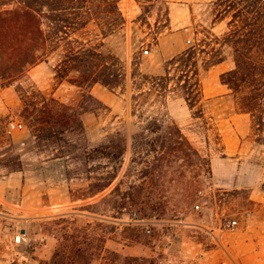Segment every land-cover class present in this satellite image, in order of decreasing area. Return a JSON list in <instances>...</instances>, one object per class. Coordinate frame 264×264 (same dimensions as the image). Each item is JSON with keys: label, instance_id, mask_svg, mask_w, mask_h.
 <instances>
[{"label": "rangeland", "instance_id": "obj_1", "mask_svg": "<svg viewBox=\"0 0 264 264\" xmlns=\"http://www.w3.org/2000/svg\"><path fill=\"white\" fill-rule=\"evenodd\" d=\"M228 3L122 0L126 24L120 33L106 38V48L125 63L123 88L113 90L101 83L87 88L73 83L71 77L60 78L55 65L62 49L14 84L0 82V264H59L54 255L60 246L68 255L81 254L73 264H218L229 260L233 244L242 246L240 252L245 256L264 259V203L252 198L250 189L216 186L212 165L209 171L201 170L192 154L186 160L177 159L168 175L158 180L141 178L146 165L137 152L132 161L134 136L140 144L154 139L158 132H152L149 125L159 118L176 122L210 162L212 155H223L231 158L233 166L245 162L244 166L257 164L264 170V102L254 111L243 112L240 101L254 88L236 93L221 79L239 56L235 44L239 42L237 47L243 51L246 44L237 27L230 25ZM95 32L97 27L92 25L91 34ZM190 46L197 50V77L202 88L193 108L176 85V66L167 91L158 79L157 89L149 91L152 83L144 77L159 75L168 59ZM214 54L225 61L207 66L206 58ZM247 56L257 60L262 54L253 47ZM34 85L76 112L82 110L85 92L100 100L91 101L92 109L82 114L92 147L106 143L110 133L127 134L128 150L120 173L106 190L82 198L88 180L82 159L85 137L79 129L69 144L62 145L40 144L26 123L11 129L12 120L24 121L17 110L22 103L20 94ZM138 86L147 91L134 102V94L140 93ZM10 95L18 99L14 107L5 101H10ZM95 156L90 161L93 176L104 162L99 153ZM121 181L123 189L143 184L148 190L161 191L151 202L154 209L144 212L139 205H132L121 213L110 209L101 215L84 207L98 202ZM107 206L100 204L98 209ZM64 216L69 220L59 221ZM136 217L152 219L153 232L148 233ZM234 219L238 227L231 230L227 224ZM71 260L68 256L63 264H72Z\"/></svg>", "mask_w": 264, "mask_h": 264}, {"label": "trees", "instance_id": "obj_2", "mask_svg": "<svg viewBox=\"0 0 264 264\" xmlns=\"http://www.w3.org/2000/svg\"><path fill=\"white\" fill-rule=\"evenodd\" d=\"M121 1L0 0V82L6 81L8 86L14 84L15 81L27 76L32 67L49 61L58 49H62L61 58L55 65V72L60 78L71 77L73 83L87 88L96 83L113 90L123 88L127 79L125 63L117 53L106 48V38L120 33L126 24ZM228 2L226 11L232 12L230 25L237 27L236 32L246 44L244 51L237 47L239 42L235 44L234 50L239 56L234 59L233 68L224 72L221 79L236 93L254 88L252 94L245 95L240 101L242 111L250 112L264 102V0ZM92 25L97 27L94 34H91ZM242 39L241 41H244ZM253 47L260 49L262 54L260 59L254 60L247 56ZM196 54L197 50L190 46L168 59L159 75H145L144 77L152 83L149 91L157 89L156 85L159 84L157 79L162 80L161 88L167 91L168 80L172 77V67L176 66L179 72L176 85L180 87L193 108L202 94L200 80L197 77ZM224 61L225 58H219L214 54L206 58L205 62L207 66H213ZM135 72L136 67L134 74ZM72 74L77 76H71ZM138 89L140 93L134 94V102H138L139 96L147 91L142 86H138ZM23 92L20 94L22 103L17 107L18 114L24 119L23 123L34 132L40 144L43 142L52 145H62L63 142L69 144L72 140L71 135L78 129L85 137L82 159L86 165L88 186L82 198L93 197L110 187L120 173L128 150L127 134L116 131L108 135L106 143L96 147L89 144L82 114L92 109L91 101L101 103L100 100L87 91L84 94L86 100L81 104L82 110L76 112L71 105L54 96H48L37 85ZM262 119L263 116L260 121ZM149 126L152 127V132H158L154 139H144L140 144L134 136L132 161L136 160L137 152L143 160L142 163L146 165L142 169L141 178L158 180L167 176L177 159L186 160L191 154L199 161L201 170L211 169L210 159L192 145L176 122L166 123L155 118L150 121ZM138 145L142 148H137ZM95 154L104 162L101 170L93 176L90 161L96 157ZM151 156L153 160H150ZM122 185L123 181L98 202L86 204L84 207L101 215L111 210L121 213L132 205H139L144 212L150 208L154 209L155 204L151 202L161 191L148 190L143 184L129 185L126 189H123ZM100 204L108 206L100 210L98 209ZM67 220L68 216H64L59 221ZM70 255L67 254L65 247L60 246L55 252L54 260L59 264L67 263L66 259L69 256L73 264L75 257L81 254L74 252ZM138 259L128 257V260Z\"/></svg>", "mask_w": 264, "mask_h": 264}, {"label": "crops", "instance_id": "obj_3", "mask_svg": "<svg viewBox=\"0 0 264 264\" xmlns=\"http://www.w3.org/2000/svg\"><path fill=\"white\" fill-rule=\"evenodd\" d=\"M10 101L6 99L10 107H14L18 104L16 96H9ZM2 100L0 96V101ZM228 156H211V165L213 172V179L216 186L233 189V188H248L251 192V197L263 201L264 203V170L258 168L257 164H251V166H244L245 162H240L238 167L230 164ZM241 159V157H240ZM243 164V165H242ZM232 246V245H231ZM243 248L240 245L233 244L231 251L229 252V260L233 264H264V259H258V256L248 255L245 256L240 249ZM252 248V247H251ZM259 255H261V252Z\"/></svg>", "mask_w": 264, "mask_h": 264}, {"label": "built area", "instance_id": "obj_4", "mask_svg": "<svg viewBox=\"0 0 264 264\" xmlns=\"http://www.w3.org/2000/svg\"><path fill=\"white\" fill-rule=\"evenodd\" d=\"M10 127L11 129L21 128V127H24V123L20 120H12L10 122ZM135 215H137V213H135ZM135 220L137 223L141 224L148 233L153 232V227H152L153 220L152 219L145 218V217H136ZM237 227H238V220L236 219L230 220L227 224V228L231 230H235ZM218 264H233V263L230 260H223L219 262Z\"/></svg>", "mask_w": 264, "mask_h": 264}]
</instances>
